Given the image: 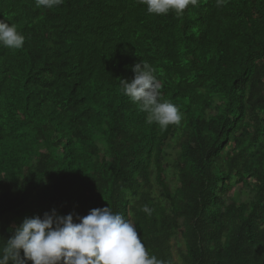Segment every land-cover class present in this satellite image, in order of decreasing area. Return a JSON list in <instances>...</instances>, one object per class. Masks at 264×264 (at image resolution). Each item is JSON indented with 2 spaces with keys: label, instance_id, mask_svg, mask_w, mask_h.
<instances>
[{
  "label": "trees",
  "instance_id": "obj_1",
  "mask_svg": "<svg viewBox=\"0 0 264 264\" xmlns=\"http://www.w3.org/2000/svg\"><path fill=\"white\" fill-rule=\"evenodd\" d=\"M0 20L25 36L0 46V250L25 218L109 206L164 264H264V0H0ZM141 61L180 125L123 94Z\"/></svg>",
  "mask_w": 264,
  "mask_h": 264
},
{
  "label": "clouds",
  "instance_id": "obj_2",
  "mask_svg": "<svg viewBox=\"0 0 264 264\" xmlns=\"http://www.w3.org/2000/svg\"><path fill=\"white\" fill-rule=\"evenodd\" d=\"M226 0H216L221 6ZM64 0H35L38 8L54 9ZM147 12L167 15L170 11L177 16L198 0H141ZM25 36L15 24L0 20V46L19 50L24 46ZM131 81L120 80L123 94L139 104L147 113V122L155 123L162 129L169 125H180L183 116L179 109L168 101L161 102L160 82L155 69L146 61L133 68ZM151 214L146 205L141 209ZM73 215L61 216L53 209L51 214L25 218L14 229L13 235L0 250V264H164L155 255L149 254L138 235L134 224L120 214H114L107 206L95 208L78 218ZM21 251L23 257H21Z\"/></svg>",
  "mask_w": 264,
  "mask_h": 264
},
{
  "label": "rangeland",
  "instance_id": "obj_3",
  "mask_svg": "<svg viewBox=\"0 0 264 264\" xmlns=\"http://www.w3.org/2000/svg\"><path fill=\"white\" fill-rule=\"evenodd\" d=\"M236 191H238V188L236 189ZM245 197H246L245 194H241V195H240V199H241V200H243ZM173 252L175 253V249L173 250Z\"/></svg>",
  "mask_w": 264,
  "mask_h": 264
}]
</instances>
